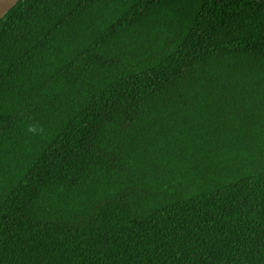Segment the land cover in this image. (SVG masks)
<instances>
[{
    "label": "trees",
    "instance_id": "trees-1",
    "mask_svg": "<svg viewBox=\"0 0 264 264\" xmlns=\"http://www.w3.org/2000/svg\"><path fill=\"white\" fill-rule=\"evenodd\" d=\"M0 264H264V0L7 12Z\"/></svg>",
    "mask_w": 264,
    "mask_h": 264
},
{
    "label": "water",
    "instance_id": "water-1",
    "mask_svg": "<svg viewBox=\"0 0 264 264\" xmlns=\"http://www.w3.org/2000/svg\"><path fill=\"white\" fill-rule=\"evenodd\" d=\"M20 0H0V20L9 12Z\"/></svg>",
    "mask_w": 264,
    "mask_h": 264
},
{
    "label": "clouds",
    "instance_id": "clouds-1",
    "mask_svg": "<svg viewBox=\"0 0 264 264\" xmlns=\"http://www.w3.org/2000/svg\"><path fill=\"white\" fill-rule=\"evenodd\" d=\"M29 130H30V131H33V130H34V128H33V127H30V128H29Z\"/></svg>",
    "mask_w": 264,
    "mask_h": 264
}]
</instances>
